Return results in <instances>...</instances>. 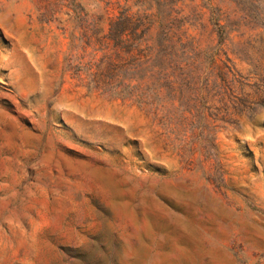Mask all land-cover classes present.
I'll use <instances>...</instances> for the list:
<instances>
[{
  "label": "rangeland",
  "instance_id": "1",
  "mask_svg": "<svg viewBox=\"0 0 264 264\" xmlns=\"http://www.w3.org/2000/svg\"><path fill=\"white\" fill-rule=\"evenodd\" d=\"M119 15L195 59L173 131L87 92ZM263 80L264 0H0V264H264Z\"/></svg>",
  "mask_w": 264,
  "mask_h": 264
},
{
  "label": "trees",
  "instance_id": "2",
  "mask_svg": "<svg viewBox=\"0 0 264 264\" xmlns=\"http://www.w3.org/2000/svg\"><path fill=\"white\" fill-rule=\"evenodd\" d=\"M105 24L107 30H105V37L103 38L105 50L102 53V61L100 60L98 64L95 63L96 61L91 62L86 65L88 68L85 67L86 70L84 69L88 78L85 86L87 92L105 94L113 100L131 101L153 115L155 120L161 114L162 116L158 119L159 124L166 128L171 127V131H173L172 118L168 119L166 115H163L166 108L162 104L161 98L167 91L174 94L176 92L182 97L185 91H188L187 84L188 86H196L195 82L196 80L200 81L201 74L198 75L197 73L198 68L194 65L195 59H192L193 65L184 62L183 56L188 55L189 52L184 45L174 42L173 39L167 41L168 44H172L167 50H161V46L165 42L147 39L146 34L150 31L151 26L144 20L134 19L133 16L119 15L114 18H106ZM160 25L162 26L159 22ZM216 25L222 30L226 29L219 22ZM96 43L101 44L103 42L96 40ZM178 47L182 50L177 51L176 48ZM195 48L198 47L195 46ZM97 53L96 50L93 51L94 57ZM80 61L81 58L76 61L78 68L82 67ZM218 61L221 62L217 56H212L209 60L210 68H227L223 64L217 65ZM188 68L192 70L187 72ZM126 72L132 73L134 78H130L132 80L126 79ZM148 75L150 76L148 77ZM135 76L137 77L136 80H134ZM222 76H224L225 81L228 80L226 73L223 74L222 72ZM186 79L189 81L187 82ZM234 82L235 78L232 79L231 83L234 84ZM262 82L264 83V80ZM192 91L194 95H200L201 98L202 87L193 88ZM203 99L206 98H201L200 101ZM195 100L199 99L195 98ZM155 102L158 104L154 107ZM186 113L189 116H182L183 125L198 120V124L202 126L199 130L204 133V128H208V117L204 114H196L197 110ZM184 114L182 112V115Z\"/></svg>",
  "mask_w": 264,
  "mask_h": 264
}]
</instances>
